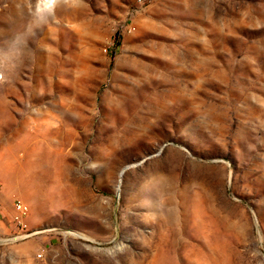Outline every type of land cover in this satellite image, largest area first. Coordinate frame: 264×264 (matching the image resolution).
I'll return each mask as SVG.
<instances>
[{
    "label": "rangeland",
    "instance_id": "1",
    "mask_svg": "<svg viewBox=\"0 0 264 264\" xmlns=\"http://www.w3.org/2000/svg\"><path fill=\"white\" fill-rule=\"evenodd\" d=\"M0 264H264V0H0Z\"/></svg>",
    "mask_w": 264,
    "mask_h": 264
},
{
    "label": "built area",
    "instance_id": "2",
    "mask_svg": "<svg viewBox=\"0 0 264 264\" xmlns=\"http://www.w3.org/2000/svg\"><path fill=\"white\" fill-rule=\"evenodd\" d=\"M27 214V207L21 202L17 201L15 204V214L13 216V222L16 225L24 226L23 225V216Z\"/></svg>",
    "mask_w": 264,
    "mask_h": 264
},
{
    "label": "bare ground",
    "instance_id": "3",
    "mask_svg": "<svg viewBox=\"0 0 264 264\" xmlns=\"http://www.w3.org/2000/svg\"><path fill=\"white\" fill-rule=\"evenodd\" d=\"M10 14L11 15H16L17 16V11L13 8V7H11L10 8ZM11 22V21H10ZM9 24H11V23H9ZM19 31H21V25L19 26V29H18Z\"/></svg>",
    "mask_w": 264,
    "mask_h": 264
}]
</instances>
